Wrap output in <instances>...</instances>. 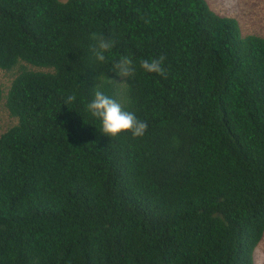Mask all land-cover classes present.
Here are the masks:
<instances>
[{"label": "trees", "instance_id": "obj_1", "mask_svg": "<svg viewBox=\"0 0 264 264\" xmlns=\"http://www.w3.org/2000/svg\"><path fill=\"white\" fill-rule=\"evenodd\" d=\"M160 57L166 78L140 68ZM0 71V264H255L262 34L208 0H0ZM97 76L143 137L100 132Z\"/></svg>", "mask_w": 264, "mask_h": 264}, {"label": "clouds", "instance_id": "obj_2", "mask_svg": "<svg viewBox=\"0 0 264 264\" xmlns=\"http://www.w3.org/2000/svg\"><path fill=\"white\" fill-rule=\"evenodd\" d=\"M92 38L98 41L95 51L97 60L100 62L105 61V53L113 47L112 41L104 37H97L95 34H93ZM164 59V57H160L159 59H152L150 61L141 60L140 68L147 73H156L166 78V70L163 67ZM135 71L133 60L127 56H123L113 65L112 72L121 79H132ZM94 80L98 81V83L93 88L94 98L87 105V108L93 117L101 120L102 131L100 132L111 138L122 132H131L134 137H143L148 128V124L139 120L134 113L123 110L119 102L101 90L103 86L102 77H94ZM110 80L116 84H128L127 82L119 83L115 79ZM75 99L76 97L74 95H69L65 100V104L71 103Z\"/></svg>", "mask_w": 264, "mask_h": 264}, {"label": "rangeland", "instance_id": "obj_3", "mask_svg": "<svg viewBox=\"0 0 264 264\" xmlns=\"http://www.w3.org/2000/svg\"><path fill=\"white\" fill-rule=\"evenodd\" d=\"M211 7L222 15L235 17L243 32H255L264 36V0H208ZM12 74L0 71V82L7 90ZM0 102V131L15 122L5 106ZM17 119V118H16ZM255 264H264V239L255 250Z\"/></svg>", "mask_w": 264, "mask_h": 264}]
</instances>
